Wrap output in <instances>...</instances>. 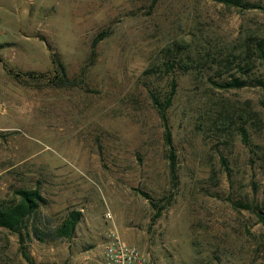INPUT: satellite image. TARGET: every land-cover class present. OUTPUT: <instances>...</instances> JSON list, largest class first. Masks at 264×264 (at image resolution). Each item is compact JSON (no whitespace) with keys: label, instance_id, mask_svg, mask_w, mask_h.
Listing matches in <instances>:
<instances>
[{"label":"rangeland","instance_id":"obj_1","mask_svg":"<svg viewBox=\"0 0 264 264\" xmlns=\"http://www.w3.org/2000/svg\"><path fill=\"white\" fill-rule=\"evenodd\" d=\"M0 20V206L40 205L0 227V264H104L114 233L149 264H264V0H0Z\"/></svg>","mask_w":264,"mask_h":264},{"label":"trees","instance_id":"obj_2","mask_svg":"<svg viewBox=\"0 0 264 264\" xmlns=\"http://www.w3.org/2000/svg\"><path fill=\"white\" fill-rule=\"evenodd\" d=\"M218 2H222L225 4H234L237 0H215ZM103 35H100L98 40H102ZM263 43L261 44V48L263 50ZM264 52V51H263ZM264 55V54H263ZM172 93L171 97L176 91L177 84L175 81L172 82ZM238 86H245L244 83H239ZM171 97L167 101V105L171 103ZM162 120L164 122V126L166 129V139L169 143H171V131L168 125L167 113L166 110L162 109ZM175 154L171 153L170 160L171 166L175 167ZM20 196V200L17 201L16 204L9 206L7 208L0 206V227L7 228L11 231H18L20 227L23 225L25 220L32 215L34 212H37L39 209V193L38 191H29V190H21L18 192ZM244 208L249 209V206H244ZM80 214L78 212H73L70 218L64 222L62 227L59 229V234L63 237H70L75 230V227L79 221ZM264 223V218H262Z\"/></svg>","mask_w":264,"mask_h":264},{"label":"built area","instance_id":"obj_3","mask_svg":"<svg viewBox=\"0 0 264 264\" xmlns=\"http://www.w3.org/2000/svg\"><path fill=\"white\" fill-rule=\"evenodd\" d=\"M2 23L0 20V36L4 35ZM111 236L104 246V264H149V257L138 246L123 241L115 233Z\"/></svg>","mask_w":264,"mask_h":264}]
</instances>
